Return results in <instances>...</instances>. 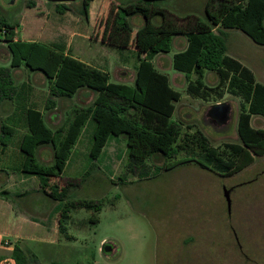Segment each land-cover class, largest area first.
<instances>
[{
  "label": "rangeland",
  "instance_id": "obj_1",
  "mask_svg": "<svg viewBox=\"0 0 264 264\" xmlns=\"http://www.w3.org/2000/svg\"><path fill=\"white\" fill-rule=\"evenodd\" d=\"M207 1L166 0L160 6L177 17L192 16L207 22L204 11ZM28 3H32L33 8H28ZM99 3L110 2L101 0L93 5ZM67 5L69 10L63 15L56 12L53 4L43 0H0V13L9 23L16 24L19 39L35 35L40 43L49 44L59 34L64 35L65 40L70 35L68 43L74 57L108 72L110 82L132 86L133 54L124 52L129 62L125 64L114 47L94 40L87 46L82 35L89 31V26L79 15L80 3ZM116 12L115 5L108 8L104 23L105 28L109 26L108 30L115 25ZM135 18L141 17H131L128 21L136 30L139 27ZM95 29L94 22L93 34H96ZM222 38L227 54L249 68L256 81L264 85V46L254 44L238 30H223ZM175 39L173 37L171 51L157 55L153 63L181 94L180 100L174 103L170 119L181 125L180 139L199 130L213 147L238 143V99L226 94L220 100L219 103L230 106L225 123L209 117L210 107L219 100L203 102L185 93L186 79L171 65L172 56L180 52L179 39ZM162 63L164 66L160 69ZM0 66L9 68V53L1 42ZM11 76L17 96L13 102L0 106V193H7L5 200L0 196V204L6 201L15 214L30 211L31 217L40 224L41 218L44 219L57 202L41 192L20 198L13 196L15 192L39 187L37 177L19 173L22 162L19 143L26 131V108L30 105L42 111L45 123L55 130L72 118L74 109L89 106L95 95L82 89L71 99H56L55 108L44 111L49 84L43 74L20 67L11 70ZM203 82L214 86L215 73L205 71ZM3 123L16 129L13 137L2 136ZM250 124L254 129L264 130V117L252 116ZM116 140H110L102 155L91 161V125H86L72 150L69 166L60 178H52L51 183L61 188L70 182L68 201H99L101 210H71L65 223L73 239L68 241L54 235L52 246L28 243V248L23 247V250L31 259L29 264H264V157L255 158L251 166L236 175L220 177L194 163L164 171L167 160L157 156L148 160L151 172L146 178L139 177L136 170L127 169L125 142L116 143ZM2 142L7 145H1ZM53 158L50 146L41 147L37 152V162L43 166L52 165ZM177 158H184V153ZM154 168L161 170L155 172ZM224 189L228 191L229 207ZM57 218L59 216H54L51 222H56ZM6 240L1 241L2 248ZM104 243L115 251L104 255L101 251ZM4 257H10V253Z\"/></svg>",
  "mask_w": 264,
  "mask_h": 264
},
{
  "label": "trees",
  "instance_id": "obj_2",
  "mask_svg": "<svg viewBox=\"0 0 264 264\" xmlns=\"http://www.w3.org/2000/svg\"><path fill=\"white\" fill-rule=\"evenodd\" d=\"M93 1H76L80 3L79 15L85 20ZM113 1L117 10L115 25L108 30L103 19L104 22L95 24L96 34L92 30V35L102 40L111 39L117 44L119 54L126 51L133 54L132 86L110 82L107 72L72 57L62 46L16 39V24L9 23L0 13V42L9 53V68L0 66V106L15 100L17 89L13 85L11 70L20 67L42 73L48 82L44 111L54 109L56 99H71L82 89L95 95L89 106L74 109L72 118L55 130L45 123L42 111L29 105L25 111L26 132L19 143L22 154L19 173L37 177L39 192L57 202L48 219L59 213L58 233L68 241L73 238L68 234L65 222L70 218L71 210H101L99 201H68L70 182L61 188L51 183L52 178H60L69 166L72 150L87 124L91 125V161L102 155L110 140L117 139L116 143L123 140L126 167L129 171L136 170L139 177H148L151 167L147 162L157 156L167 160L164 171L194 163L220 177L236 175L251 166L255 158L264 157V130L254 129L250 124L252 116L264 117V85L256 81L250 69L227 55L222 38L223 30H238L254 44L264 46V0H208L204 9L207 22L197 21L184 28L177 27L162 13L156 12V7L166 0ZM53 5L59 14L69 10L67 4ZM27 7L33 8V4L28 3ZM135 14L141 15L145 21L136 31L127 21ZM155 14L163 19L160 26L150 22ZM214 28L217 33L213 32ZM173 34H183L186 39V48L174 54L171 62L173 70L186 79L185 93L203 102L217 99L216 104L226 94L238 99V143H225L216 148L199 130L180 139L181 125L170 119L175 110L174 103L180 100L181 94L173 89L169 78L153 63L158 54L171 51ZM205 71L215 73L217 83L214 86L204 84ZM1 129L3 137L11 138L16 134V129L10 125L3 123ZM43 146H50L53 150L54 160L50 166L37 162V151ZM182 152L184 158L178 159ZM153 170L156 172L161 168ZM6 195V192L0 193L3 198ZM27 195V192L13 193L16 198ZM89 221L97 222L96 219ZM106 245L104 243L102 247ZM101 251L108 255L102 248ZM10 258L14 264H29L31 261L17 245Z\"/></svg>",
  "mask_w": 264,
  "mask_h": 264
},
{
  "label": "crops",
  "instance_id": "obj_3",
  "mask_svg": "<svg viewBox=\"0 0 264 264\" xmlns=\"http://www.w3.org/2000/svg\"><path fill=\"white\" fill-rule=\"evenodd\" d=\"M98 1H101V0H94L93 2L90 3L89 11H88V18L86 20V23L89 26V29H88L89 31H87L86 33L83 32L82 36L84 38H86L87 46H88V43L90 42V40H94V41L100 42L106 46L114 47L115 50L117 51L118 46L111 39H103L102 40L99 36H97V37H99V38H97L95 36H91V34H90L91 30L93 29L94 22H95V24L97 22H103V19L105 20V16H107V14H108V8H110V6L113 7V5L116 6V3L112 0H107L110 3H106V4L103 3V5H102V3L93 5L95 2H98ZM156 12L162 13L163 16L167 20H169L170 22L175 24L177 27H183L184 28V27H187L188 25L193 26L197 21H201L198 18H195L192 16L177 17L176 15L171 13L169 10H166L165 8H163L161 6L156 7ZM135 16L141 17L140 19L135 18L137 22L134 20L136 25L139 27L136 30H140L143 27V25L145 24V21L141 15H139V14L132 15V16L127 18V21L129 18L135 17ZM153 21H154V23H153ZM162 21H163V19L161 16H159V14H155L150 19V22L155 26H160ZM128 23H129V21H128ZM129 25L132 28V30L136 31L135 28H133L130 23H129ZM16 32H17V30H16ZM213 32L217 33L218 32L217 28H214ZM66 34H69V33L66 32ZM74 34H76V33H73V35ZM173 37H176L175 40L179 39V41H178L179 45H178L177 49L180 50V52L183 51L186 48V39L183 36V34H173L172 40H173ZM16 39H18L20 41H24V42H39L40 38H36L35 35H29V39H26V38H20L19 39L17 37V34H16ZM52 41L53 42H51L47 45L62 46L65 49L66 53H69L72 57H74L71 53V48H70L69 43H68L70 41V35H68L67 39L65 40L64 35L59 34L57 36V38L52 39ZM174 44H175V42H174ZM2 45H4V44H2ZM117 53H118V51H117ZM125 56L126 55L124 52L121 54L118 53V57H119L120 61L122 63L127 64L129 62L127 61ZM74 58H76V57H74ZM161 65L162 66H160V69H162V67L164 66L163 63ZM99 69L103 70L101 68H99ZM132 82H133V79H132ZM23 177H25V176H23ZM32 178H34V177H32ZM26 179H29V178L27 177ZM24 192H27L28 195L30 193L36 194L39 192V187H38V189H30L28 191L25 190L22 193H24ZM15 193H17V192H15ZM4 200H5V198H4ZM1 202L3 204H0V244H1V241L3 239H7L5 242H8V240H9L10 243L9 242L8 243L10 244V247L4 246L2 248L0 245V264H2V261L5 259H11L10 257H4V256H6L7 253H10V255H11V252H12L15 245L20 247L22 250L24 249L23 247L28 248V245H29L28 243H30V242L42 243V244H46L49 246L53 245V242H54L53 236L59 235V233H58V221H59V219L57 218L56 222L55 221L51 222L52 219L54 218V216H56V215L59 216V213H55L50 219H48L49 215H51L53 208L51 209L50 212H48V214L45 216L44 219H42L38 215L41 218V222L39 224L36 219H33L31 217L33 214L30 213V211H27L28 214H24L22 212H17L15 214V212L12 210V207H10V205L6 201H1Z\"/></svg>",
  "mask_w": 264,
  "mask_h": 264
},
{
  "label": "water",
  "instance_id": "obj_4",
  "mask_svg": "<svg viewBox=\"0 0 264 264\" xmlns=\"http://www.w3.org/2000/svg\"><path fill=\"white\" fill-rule=\"evenodd\" d=\"M43 1L53 4H69L79 0H43ZM229 114H230V106L225 102L216 104L207 113L209 117L213 118L216 122L220 124L225 123L229 119ZM223 191H224V197L229 207L228 191L226 189H224ZM102 250L106 253H112L115 251V249L111 245H106L105 247H102Z\"/></svg>",
  "mask_w": 264,
  "mask_h": 264
},
{
  "label": "built area",
  "instance_id": "obj_5",
  "mask_svg": "<svg viewBox=\"0 0 264 264\" xmlns=\"http://www.w3.org/2000/svg\"><path fill=\"white\" fill-rule=\"evenodd\" d=\"M4 245L6 247H10V244L8 242H4ZM2 264H14V262L12 261V259H5L2 261Z\"/></svg>",
  "mask_w": 264,
  "mask_h": 264
}]
</instances>
